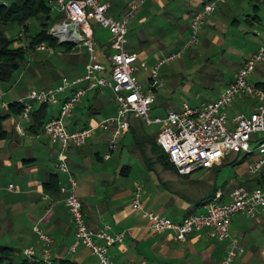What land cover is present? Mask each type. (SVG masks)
Listing matches in <instances>:
<instances>
[{
    "label": "crops",
    "instance_id": "crops-1",
    "mask_svg": "<svg viewBox=\"0 0 264 264\" xmlns=\"http://www.w3.org/2000/svg\"><path fill=\"white\" fill-rule=\"evenodd\" d=\"M103 1L110 4L109 15L120 20L128 12L133 0ZM208 3H216V11L207 17L200 31L199 44L203 47L199 45L198 50H194L206 56L209 49L211 51L214 47L224 48L227 45L232 47L234 44L237 50L241 51L238 47L242 44L239 35H248L250 30L255 28V24L262 20L260 14L264 9V0H147L145 9L139 10L141 15L144 12L139 22L148 25L139 36L143 47L140 49L136 44L134 51L127 50L138 57L139 71L136 74L142 71V64L151 60L153 54L150 52L154 47L164 50L163 43L157 41L151 33L158 24L165 31H170L172 35L170 34L169 38L180 41L170 46V54L177 52L186 44L183 39L190 35L193 16ZM144 37L147 40H144ZM262 39L263 36L253 41L252 48L242 58L235 74L245 60L257 52ZM110 41L98 38L96 33L100 60H106V54H110V50L105 53L106 49L110 48ZM150 64L152 66L154 61ZM150 70L145 71L140 78L135 75L145 88L148 87ZM259 70L260 65L255 72L260 73ZM84 71L83 63L82 73L75 74L70 70L72 77L68 78L81 77ZM261 74L264 79V73ZM234 78L221 87L211 99L200 100L198 96L195 104L190 106L197 107L215 100ZM11 90L0 88V119L6 117L1 121L4 135L0 138V247L13 250L14 264L26 260L23 252L32 247L36 256L34 259H27L28 262L43 264L39 260L41 243L33 231V228L39 225L53 240L52 264H59L62 260H71L77 264H99L98 258L90 250L77 243L75 228L64 201L65 196L55 190L56 185L61 187L68 184L67 175L57 167L58 145L51 143L44 133V127L37 129L32 127L30 120H23L21 116L11 114L9 105L17 103L29 92L27 89L18 90L16 101H3L4 93ZM90 93L88 92L77 105L76 114L67 119L71 121L67 122V125L65 122L68 131L94 128L99 123V118L108 119L116 114V109L112 115L106 113L108 104L113 100H108L104 92ZM241 103L243 106L252 107L254 101ZM57 106L51 108L55 109ZM181 106L167 110H179ZM36 108L38 105L33 104V110ZM54 109L49 111L48 120L58 114L52 113ZM131 126L133 130L118 140L117 150L111 153L109 159H105V156L109 151L110 133L98 130L93 132L83 147L72 148L67 154L69 168L78 183L76 194L83 204L88 226L95 232L106 230L111 235L129 232L121 244L109 247L110 263L221 264L226 256L227 244L209 239L205 232L192 234L185 242L174 241L169 232L152 233L148 229L149 222L144 218L143 212L157 213L175 222H181L193 214H203L206 211L205 206L196 205L199 199L208 195L214 187L217 188L214 199L220 195L218 201L226 203L233 188L246 185L243 179H246L248 173H238L239 180H229L236 182V185L225 189L228 181L219 187L218 176L212 171L221 166L223 161L210 169L197 170L187 178L178 177L176 174L173 176L159 164L152 172L154 165L150 166L147 162L152 157L151 152L147 150L146 145L139 146V143L148 139L143 132V122H131ZM134 141L138 143L139 150L133 147ZM130 155L142 161L140 164L147 172L146 177L136 179L133 185L129 181L124 182V179H129L133 170L131 166L123 165L125 159L131 158ZM246 165L240 169H246ZM209 174L210 178L207 177ZM53 181L57 184L53 185ZM135 184L142 187L143 212L132 209ZM10 185L14 190L8 189ZM198 185H207L210 188L206 195L199 196L195 193ZM231 235L241 250L233 264H264V220H251L238 215L232 221ZM72 247H75V251L71 250Z\"/></svg>",
    "mask_w": 264,
    "mask_h": 264
},
{
    "label": "built area",
    "instance_id": "built-area-1",
    "mask_svg": "<svg viewBox=\"0 0 264 264\" xmlns=\"http://www.w3.org/2000/svg\"><path fill=\"white\" fill-rule=\"evenodd\" d=\"M144 1L133 0L120 20L109 15L110 4L103 0L49 2L53 9L64 15V20L51 27L49 35L59 44L72 45L73 49L81 44L88 58L85 71L78 78H62L54 87L31 90L18 102L24 109L21 118L27 121L33 104L52 107L60 104L58 114L45 124L44 133L52 144L59 147L57 167L68 178V184L62 185L59 192L65 196L76 241L90 250L98 258L99 264H111L109 247L121 244L129 232L111 235L106 230L93 231L87 224L83 204L76 194L78 183L69 168L67 154L72 148L83 147L94 131L110 133L109 151L105 159L110 158L111 153L117 150L118 140L130 131L133 118L143 121L146 126H158L157 144L182 176L200 169H210L230 155L242 154L251 158L246 165L247 173L264 178V89L249 80L257 67L264 63V35L257 52L245 60L234 80L215 100L197 107L184 103L179 110H171L164 117L152 118L150 112L155 93L163 86L158 68L165 61L182 58L184 50L170 54L150 70L147 88L135 78L139 71L138 57L126 49L128 26ZM2 4L7 6L6 2ZM215 11L216 3H208L193 16L190 40L184 48L198 45L200 31L207 17ZM93 22L112 38L110 54L106 58L107 67L101 63L97 53ZM37 50L52 53V49L45 45ZM105 89H109L113 95L115 117L99 122L94 128L68 131L65 122L73 116L75 108L87 93L104 92ZM249 100L254 101L251 111L239 112L231 118L228 116L227 109ZM8 189L14 190V187L10 185ZM141 199L142 187L135 184L132 209L136 212H143ZM219 199L220 195L210 201L205 206V213L190 215L181 222L153 212H143V216L148 220V229L152 233L169 232L176 242H185L190 235L205 232L209 239L227 244L226 256L221 264H233L241 250L231 235L232 221L238 215L251 220H264V185L254 188L237 186L230 191L226 203H220ZM33 231L41 243L40 262L52 264V238L39 225ZM71 250L75 251V247ZM23 254L27 259L36 256L32 247L25 249Z\"/></svg>",
    "mask_w": 264,
    "mask_h": 264
},
{
    "label": "rangeland",
    "instance_id": "rangeland-1",
    "mask_svg": "<svg viewBox=\"0 0 264 264\" xmlns=\"http://www.w3.org/2000/svg\"><path fill=\"white\" fill-rule=\"evenodd\" d=\"M146 2L147 0H145L141 5V9H145ZM57 12L58 11L54 9V13ZM142 15L144 16V12L142 13ZM142 15L138 11L129 22V44L126 47V49L129 51H134L133 49L135 48L136 44L139 45L140 49H142L143 47L141 38L139 36L142 31H145L148 28V25L139 22V19L142 17ZM260 15L262 20L255 24V28L253 30H250L248 35H239V40L242 42V44H239L238 42L237 43L239 44L238 47L239 49H241V51L237 50V46L232 44V47H229L227 45L224 48L214 47L211 51L209 49V53L206 56H203L200 51L194 50H198L197 47H199L200 45V38L199 43L196 47L186 49L184 48V46H186V44L190 40V35L188 37H185L183 41H186V44H184V46L181 48L184 50L182 58L177 60L165 61L158 68V76L163 86L155 93V102L151 107L150 112L152 118L164 117L169 112L167 108L171 109V107L174 106L180 107L184 102L189 105H194L198 96L200 97V100H209L219 92L221 87L231 81L236 75L235 73L242 58H244L247 52L252 48L253 41L259 39L264 35V9H262ZM93 24L96 27L98 38H104L106 41L112 39L107 31H104L103 28L102 30L101 27L95 22H93ZM0 32H4L8 37L13 38L17 36L18 30L7 28L0 24ZM151 33L156 37L157 41H161L163 43L164 50H161V48L158 47H154L152 49V51L150 52L153 54L151 56V60L146 61L141 65L142 71L136 74L138 78H140L145 71H149L153 66L155 67L159 63V60L161 61L170 55L171 44L175 45L176 42L180 43L179 40L174 41L173 38H169L172 35L170 31H165L163 27L159 26V24L154 28V31H151ZM143 39L147 40L146 37H144ZM65 45L61 46L57 51L52 50V53L39 51L31 54L30 56L28 55L27 64H25L24 68L15 73L13 80L9 83H0V88L2 90H5L6 88L12 89L10 92L4 93L5 97L3 101H16L18 97V90L24 91V89H27L30 92L31 90L46 89L47 87L52 86L56 83L59 84L62 78L72 77L71 73L69 72L70 70H72L75 74L78 72L82 73L83 63L84 65H86L88 59L86 50L80 44L76 47V49H73V46L69 45L71 47V50L68 51L65 50ZM200 47L202 48L203 46L200 45ZM102 60L101 63L105 67H107V61ZM152 61H154V64L151 66L150 63ZM259 72L260 73H253L249 78L252 83H263L264 79L261 76V72L264 73V63L260 65ZM107 73L108 72H106L105 74ZM57 79L58 82H56ZM28 93L26 92L25 96H27ZM91 93L94 92L92 91ZM104 93L106 94L104 96L108 100L110 99L114 101L113 95L109 89H105ZM20 100H18L17 102H19ZM113 101L108 104L106 111L107 114L112 115L114 110L116 109V104L115 102L113 103ZM237 104L238 103H236L235 106L227 109V113L230 118L235 116L239 112L251 111V106H243L244 104L240 103L238 106ZM59 107L57 106L55 107V109L50 107L49 111L54 109L52 113L56 114L59 111ZM76 112L77 111L75 110L73 116L76 114ZM115 115L116 114L114 113L113 117H115ZM131 120L133 121V118H131ZM70 121L71 120H67L66 125L67 122ZM104 121V117H101L97 120V122ZM136 122H141V120H137ZM143 132L145 133V136L154 137L158 132V126H146L143 124ZM133 143V147L139 150L140 147H138V143H136V141H134ZM146 148L150 152V148L148 146H146ZM130 157L131 158H127L124 160L123 165L131 166L133 170L130 174L129 179H124V182L129 181V183L132 184L136 179L146 177L147 172L144 170L142 164H140L142 161L137 160L133 155H130ZM153 165L154 167L152 168V172L157 169L158 164ZM212 171L215 172V169H212ZM168 172L173 176H176L171 171ZM238 173L239 175H246L247 172L246 169L243 170L240 169V167L236 168L230 165L224 166L221 169V172L218 174V186L221 187L228 181L225 189L233 188L236 185V182H229V180L234 178L236 179L237 177L235 176ZM210 176L211 175L209 174L207 177L210 178ZM237 180H239V178H237ZM243 180L245 181V179ZM209 189L210 188H208L207 185H198L195 193L199 194V196H204V194L206 195V192H208Z\"/></svg>",
    "mask_w": 264,
    "mask_h": 264
},
{
    "label": "trees",
    "instance_id": "trees-1",
    "mask_svg": "<svg viewBox=\"0 0 264 264\" xmlns=\"http://www.w3.org/2000/svg\"><path fill=\"white\" fill-rule=\"evenodd\" d=\"M52 1L54 0H0V24L4 27L18 30L17 36L13 38L8 37L4 32H0V83L11 82L14 78L15 73L20 71L25 67V64H27V56H30L35 52H39L37 50L38 47L45 45L51 48L53 51H57L61 46L65 45L59 44L53 37L49 35V30L51 29V27L55 23L64 20L63 14L59 12L54 13V9L49 3ZM3 2H6L7 6H4L2 4ZM93 27L96 39V27L94 26V24ZM65 50L69 51L71 50V47L69 45H65ZM109 50L110 48H107L105 53H107ZM108 57L109 54L107 53L105 58ZM58 79L56 80V82H58ZM256 84L257 86L264 89V82ZM56 85L58 84L56 83L54 86ZM93 92L99 93V91ZM50 107L51 106L49 105H40L35 110H32L29 119L30 122H32V127L43 129L45 124L48 122ZM9 109L11 110V114L15 116H22L24 111L23 107L18 102L10 104ZM5 118L0 119V138L4 135V131L1 127V121ZM137 120L138 119H133V121L131 122H136ZM143 124L145 125L144 122ZM131 130H133L132 126H130V131ZM147 137L148 139L139 144V146L144 147L146 145L150 148L152 157L147 160L150 166H153V164H159L165 171H171L178 177L187 178L190 176L180 175L177 169L169 162L168 156L157 144V135H155L154 137ZM250 160V157L242 154L230 155L222 162L221 166L215 167V174L216 176H218L224 166L230 165L232 167L238 168L244 166L245 164H248ZM235 177L238 178V175L236 174ZM245 182V186L248 188H254L257 186L260 187L264 185V178L262 177V175L251 176L247 174ZM56 184V181H53V185ZM59 189L60 187L56 185L55 190L59 191ZM216 191L217 188L213 187L208 195L197 201L196 205L199 207L206 206L210 201L214 199ZM12 255V249L0 247V264H14L12 262ZM19 264L30 263L26 259ZM59 264L77 263L71 260H62L59 262Z\"/></svg>",
    "mask_w": 264,
    "mask_h": 264
}]
</instances>
